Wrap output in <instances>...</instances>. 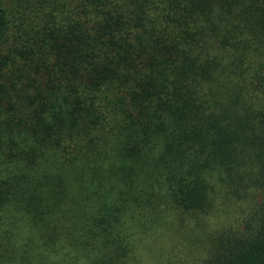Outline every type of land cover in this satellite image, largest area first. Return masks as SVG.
I'll return each instance as SVG.
<instances>
[{
    "label": "trees",
    "instance_id": "16d2710c",
    "mask_svg": "<svg viewBox=\"0 0 264 264\" xmlns=\"http://www.w3.org/2000/svg\"><path fill=\"white\" fill-rule=\"evenodd\" d=\"M0 264H264V0H0Z\"/></svg>",
    "mask_w": 264,
    "mask_h": 264
}]
</instances>
